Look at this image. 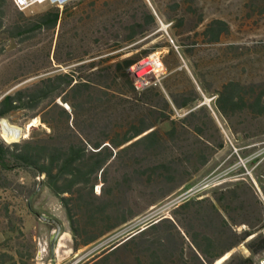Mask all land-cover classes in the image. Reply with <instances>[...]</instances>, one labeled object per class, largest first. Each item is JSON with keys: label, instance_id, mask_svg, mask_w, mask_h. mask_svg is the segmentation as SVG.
I'll use <instances>...</instances> for the list:
<instances>
[{"label": "trees", "instance_id": "1", "mask_svg": "<svg viewBox=\"0 0 264 264\" xmlns=\"http://www.w3.org/2000/svg\"><path fill=\"white\" fill-rule=\"evenodd\" d=\"M8 9H13V19L8 18ZM184 21L182 17L172 23L178 49L169 41L163 44L169 47L163 56L166 72L159 81L138 87L131 67L163 46L156 42L142 47L147 35L159 32L157 16L146 0H67L29 15L13 0H0V56L15 45L23 46V64L14 69L10 84L0 89V118L31 110L30 118L38 117L44 130L12 142L0 138V191L12 188V176L19 171L36 179L43 176L42 186L66 210L75 250L139 214L132 209L137 202L130 192L132 184L149 197L157 188L170 187L149 205L187 185L225 145L213 111L227 117L245 107L264 110L262 95L246 100L240 79L214 81L207 76L205 67L211 60L200 54L202 44L220 42L229 32L228 22L212 19L197 33L198 40L186 42L179 31ZM40 35L44 38L36 45H24ZM9 72L3 69L2 77ZM29 78L33 79L26 81ZM17 83L22 84L12 88ZM209 94L215 95L213 109L202 103ZM209 123L215 142L205 137ZM194 131L200 140H192ZM40 183L38 178L24 184V194L31 196ZM240 183L248 182L223 187L215 199L189 196L172 210L185 211L191 239L188 252L185 246L179 250L170 232L140 243H135L136 234L129 233L79 264H215L241 243L250 254L233 252L221 264H260L264 201L250 183L259 206L256 222L245 217L240 223L248 227L235 229L228 199L242 197ZM248 199L241 207L250 216ZM166 219L170 217L153 220L151 226ZM15 220L10 200L0 198V221ZM192 223H197V230L192 231ZM0 264H24L22 253L5 249Z\"/></svg>", "mask_w": 264, "mask_h": 264}, {"label": "rangeland", "instance_id": "2", "mask_svg": "<svg viewBox=\"0 0 264 264\" xmlns=\"http://www.w3.org/2000/svg\"><path fill=\"white\" fill-rule=\"evenodd\" d=\"M146 1L157 16L159 32L156 35H153V33L147 35L145 38L148 37V39L142 47H152L156 42H160L163 45L166 41H169L175 49H178V45L175 42V33L172 29L173 19L176 21L179 18H185L179 31L182 32L183 40L186 42L198 40L197 33L202 31L210 20L216 18L224 19L228 22L230 29L222 40L218 43L202 44L200 54L207 55L211 60V63L205 67L208 78L216 81L225 77H236L245 85L246 100L249 102L256 100L260 95L264 98V0ZM56 2L59 1L48 0L42 3H34L25 8L24 11L29 15ZM7 13L9 19L15 17L13 9H8ZM202 19L203 21H201ZM43 38L44 35H40L24 45L26 47L32 44L36 45ZM232 43L235 44L234 47L229 46ZM22 48V45H15V47H11L5 54L0 56V89L10 84L16 74L14 69L18 65L23 64L21 62L23 58ZM168 51L169 47L163 45L153 50L151 54L157 52L163 60L164 54ZM41 62L43 60L40 58L38 63L40 64ZM3 69L10 71L5 77L1 75ZM150 71L151 68L146 67L141 72V75H145ZM165 72L166 67L163 63L162 68L148 73L146 80L149 83L159 81ZM33 78H29L26 81ZM22 83H17L12 88ZM214 98L215 95H206L202 103L206 102L213 109ZM33 112L23 109L16 110L2 119L24 129L32 122L33 126L31 130L27 131V136L40 134L44 130L40 126L38 117L30 118ZM212 113L223 133L224 147L212 154L209 162L202 165L193 174L187 185H181L180 188L165 199L157 200L154 205H149V202L152 199L156 200L170 188L169 186L163 187V189L157 188L155 195L149 197V195L141 192L136 183L132 184L130 192L137 198V202L134 203L132 209L139 214L92 244L78 250L74 249L73 233L65 208L60 199L47 186H42L41 190L34 195L33 207L41 212L59 217L64 224L63 233H68L70 239V247L67 250L57 249L55 263H53L50 243V236L54 226L43 222L30 210L28 206L30 195L27 197L24 194L27 189L24 184L30 185L38 178L42 180L43 176H39L36 179L25 171L15 173L12 176V188L0 191L2 200H10L13 214L16 218L13 224H8L7 221H0V252L5 249L12 252L20 250L24 264H79L103 246L119 240L129 233L136 234L135 243H140L143 240H156L165 236L168 232L173 234L175 243L181 250L183 246L187 248L186 244L191 242L190 237L186 233L185 211L179 209L173 213L172 210L189 196L215 199L217 194L220 195L223 187L234 188L237 182L244 181L248 183L247 185L240 183L242 185V193L240 191L242 197H230L228 202L232 205L231 213L233 219L231 221L235 229L238 231L246 229L248 224L240 223L241 220L249 217L255 223V209L259 207L255 203L250 183L254 187L256 186L264 201V110L255 109L254 111L245 107L227 117L219 116L215 111ZM195 131L191 133L192 140H200ZM205 131V137L209 141L215 142V130L212 124L209 123ZM2 134L3 127L0 120V138L5 140ZM5 141L8 142L7 140ZM211 151L212 149L208 150V152ZM190 168L194 169V167ZM97 187L96 190L99 191ZM245 197L249 198L247 204L252 205V215L250 216L246 215L241 207ZM196 209L197 207H194L193 211H196ZM164 216H169L170 219L163 220L157 226H151L153 220L158 221ZM214 219L216 220V218ZM192 224H194L192 231L197 230L199 227L197 223ZM6 232L11 236L10 238H6ZM188 251L189 249L187 248ZM233 252L250 254L244 243L233 248L230 254ZM131 260L136 262L134 255H131Z\"/></svg>", "mask_w": 264, "mask_h": 264}, {"label": "built area", "instance_id": "3", "mask_svg": "<svg viewBox=\"0 0 264 264\" xmlns=\"http://www.w3.org/2000/svg\"><path fill=\"white\" fill-rule=\"evenodd\" d=\"M13 1L18 8L25 9L34 3H42L48 0H23V2H20V0H13ZM146 67L151 68V71L148 73H151L152 71L155 72L158 68H162L163 60L160 54L154 52L148 58L142 59L140 62L136 63L131 67L130 69L131 74L135 77L138 87L149 84V82L146 80V78H148L147 77L148 73L145 75H141V72L144 71ZM260 264H264V255L260 258Z\"/></svg>", "mask_w": 264, "mask_h": 264}, {"label": "bare ground", "instance_id": "4", "mask_svg": "<svg viewBox=\"0 0 264 264\" xmlns=\"http://www.w3.org/2000/svg\"><path fill=\"white\" fill-rule=\"evenodd\" d=\"M57 1V0H56ZM59 2L63 3L67 0H58ZM2 127H3V138L7 140L8 142L12 141H17L21 137H26L27 136V131L31 130L33 124L30 122L27 126L26 129H24L21 126L17 125H12L8 123L5 119L1 120ZM60 241L58 242V250H67L70 247V239H69V234L68 233H63L62 236L59 239ZM45 249V248H44ZM65 252V251H64ZM230 255V252H227L225 255L222 257L218 258L216 260V264H219L222 262L225 258H227Z\"/></svg>", "mask_w": 264, "mask_h": 264}, {"label": "water", "instance_id": "5", "mask_svg": "<svg viewBox=\"0 0 264 264\" xmlns=\"http://www.w3.org/2000/svg\"><path fill=\"white\" fill-rule=\"evenodd\" d=\"M136 78H137V76H136ZM0 120H3V119L0 118ZM42 185H43V181L41 180V183L38 186L37 190L28 199V206H29L30 210L35 215H37L43 222L49 223V224L54 226V230L52 231L51 236H50V243H51L52 259H53V263H55L57 246H58L59 239L63 233L64 224H63V221L59 217H57L53 214L41 212V211H39L33 207L34 195L41 190Z\"/></svg>", "mask_w": 264, "mask_h": 264}, {"label": "snow or ice", "instance_id": "6", "mask_svg": "<svg viewBox=\"0 0 264 264\" xmlns=\"http://www.w3.org/2000/svg\"><path fill=\"white\" fill-rule=\"evenodd\" d=\"M20 2H23V0H20Z\"/></svg>", "mask_w": 264, "mask_h": 264}, {"label": "crops", "instance_id": "7", "mask_svg": "<svg viewBox=\"0 0 264 264\" xmlns=\"http://www.w3.org/2000/svg\"><path fill=\"white\" fill-rule=\"evenodd\" d=\"M263 198H264V196H263Z\"/></svg>", "mask_w": 264, "mask_h": 264}]
</instances>
